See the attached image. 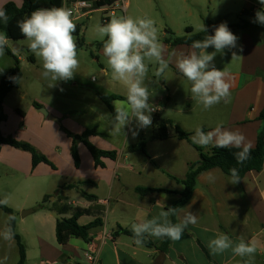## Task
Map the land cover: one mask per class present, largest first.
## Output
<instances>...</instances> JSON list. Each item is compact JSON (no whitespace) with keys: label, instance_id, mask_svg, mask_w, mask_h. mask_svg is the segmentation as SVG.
<instances>
[{"label":"crops","instance_id":"crops-1","mask_svg":"<svg viewBox=\"0 0 264 264\" xmlns=\"http://www.w3.org/2000/svg\"><path fill=\"white\" fill-rule=\"evenodd\" d=\"M242 1L246 5L241 12L247 19L243 21V28L230 29L239 31L238 45L243 48L242 51L239 47L230 51L241 57L235 59L231 57L227 61L228 66L217 67L227 73L226 78L231 84L230 102L221 101L206 112H202L197 118L199 123L195 125L190 123L192 118L188 114L192 108H188L185 113L186 123L163 119L177 124L189 133L192 145L199 146L193 142L197 128L207 133L221 125L223 129L242 133L245 136V143L251 149L255 145L257 132L264 127V122L257 120L260 111L264 109V78L257 76V72H264V35L261 30L264 25L258 26L252 22L255 13L248 11L256 5L249 0ZM8 2L21 7L20 0H0V8ZM197 18L201 26L205 20L212 21L203 13L198 14ZM191 29L194 32L192 27ZM9 44L11 42H8V48ZM167 45L169 46L168 43ZM189 49L187 54L191 52ZM13 55L16 57L14 53ZM12 64L0 65V69H3L0 78ZM102 72L106 73L105 70ZM178 75L184 77L181 73ZM20 83L3 101L5 121L0 124L1 134L27 142L44 154L42 149L57 150L58 134L53 132L44 134L38 128V123L41 125L44 123L42 114L32 106L21 118L22 128H17L19 121L17 125L16 122L10 123L4 102L14 90L19 89ZM52 94L55 101L59 97V92L53 91ZM37 100L49 116L58 120L65 118L58 103L49 105ZM118 101L120 100L111 103L113 109L115 102ZM219 104L226 108L220 111ZM104 107L109 112L105 105ZM99 112L86 107L83 112L85 119L81 121L83 126L77 134L87 129H95L98 135L89 137V142L101 150L116 151V159L114 161L102 159L104 168H95L91 156L90 158L87 156L88 151L84 145L78 144L79 167L69 171L71 181L61 189L39 187L38 180L51 170H45L43 168L45 164L32 168L31 155L28 152L6 145L1 146L0 165L9 171L5 172V175L13 178L17 174L25 181L23 199L18 211L12 207L16 233L25 248V264H246L249 259L252 264H264V167L259 172H248L240 183H231V178L217 168L201 173L196 179L190 200L178 210L177 215H174L175 223H179L190 212L196 216V222L189 223L182 238L177 241L171 240L165 250L158 248L164 238L157 239L145 235V239L157 247L138 245L135 239L126 235L113 238L112 234L118 227L132 230L131 226L134 223L151 219L161 210H167V207L179 198L175 193L166 192L143 196L138 194L135 188L180 192L182 186L179 181L184 179L189 165L199 159V153L189 142L175 137L172 127V132L167 131L168 138L165 140L157 139L156 134L149 140L144 139L149 159L140 153H127L128 146L119 152L113 145L116 140L113 134L117 131L116 126L112 124L114 117L109 112L112 120L105 124L101 121ZM176 112L183 113L178 110ZM46 120L49 119L46 117ZM62 123L63 126H71L73 121L68 117ZM130 124L127 126L126 135L130 133ZM210 147H205L203 153L207 154ZM82 157L85 160L83 164ZM54 172L57 170L52 169V173ZM13 191L16 192L18 189ZM52 193L54 197L51 203L41 204L43 199L47 200ZM83 194L93 198L89 199ZM0 197L5 198L3 195ZM29 209L33 211L19 216V211ZM75 211H82L85 214L80 218L79 224L84 225L92 219L100 218L103 225L89 230L90 239L87 242L80 238H70L66 244L59 245L55 238L57 220L52 213L63 219L69 218ZM170 219L172 220L171 217ZM7 221V216L0 210V263L17 264L16 242L11 236L6 239L4 235L8 230ZM221 232L229 235L234 245L239 243L241 238L253 244L256 248L254 257L237 256L231 249L213 254L208 243ZM89 255H94L96 260L88 261Z\"/></svg>","mask_w":264,"mask_h":264},{"label":"rangeland","instance_id":"rangeland-1","mask_svg":"<svg viewBox=\"0 0 264 264\" xmlns=\"http://www.w3.org/2000/svg\"><path fill=\"white\" fill-rule=\"evenodd\" d=\"M249 1L255 4L258 10L264 8L259 3V0ZM68 3L67 0H64L62 7L68 9ZM122 5L126 6L125 11L122 10ZM245 5L242 0H119L114 12L115 17L131 16L134 19L147 17L155 21V26L158 29V40L163 45V58L168 61V69L163 74L157 76L155 73L158 71L159 65L154 61L145 59L148 73L144 84L148 87L151 94L149 103L155 107V111L150 114L151 124L149 126L138 127L135 119H133L128 135H126L128 125L123 130L114 132L113 136L116 140L113 145L116 146L117 151L121 152L123 147L136 144L140 138L149 140L157 134L156 117L171 119L178 123H186L184 120L186 117L185 113L188 111V108H192L191 111H188L189 116L192 118L190 123L194 125L195 123H199L197 122L198 115L206 112V110L201 103L191 98V82L184 77H180L178 75L180 72L177 68L178 60L183 55H187L189 48L180 46L172 49L167 45L165 40L183 36L185 29L188 27H192L194 33L199 32L201 24L197 15L200 13H203L206 17L209 16L217 24L222 22L227 23V25L243 24V21L247 19V16L242 15L241 12ZM188 13H191V15H188ZM74 17L73 15L78 33L77 35L73 33V35L75 36L76 43L78 41L81 43V47L77 49L79 68L73 79L57 81L55 87H49L51 81L44 79L41 74L43 71L41 60L30 51L35 60V63L31 64L27 60L25 51H13L18 59L22 78L19 89L14 90L4 102L8 109L7 115L10 123L16 122L17 125L19 121L20 124L17 128H22L21 118L23 117H18L14 109L25 113V111L31 108V102H38L37 99L49 105L58 103L59 109L65 115L63 120L56 118L58 122L46 120V117L42 115L41 118H43L44 123L42 125L38 123V128L44 134H50L51 132L58 134L57 143H59L58 149L55 151L42 149L48 157L44 153L39 152L49 159L57 170V172L52 173L51 167L47 165L43 166L45 170H51V172L49 171L50 173H44V177L38 180L39 187L43 189L52 187H59L61 189L71 181L69 171L74 168V165L70 156L71 138L68 137V134H77L82 128L81 121L85 119L84 109L90 107L93 110L100 111L101 121H104L105 124L107 121L112 120L110 119L109 112L96 97L95 91L103 95L118 94L127 97L126 85L112 78L111 70L107 65V58L103 54V47L99 45L103 41L98 38L95 32L97 24L106 25L102 21L103 14L100 9L93 6L87 16L77 19ZM195 19L197 20L195 21ZM255 24L261 26V24ZM232 32L239 37V31L232 30ZM104 39L106 40L107 37ZM16 44L20 48L28 47V41L25 39L16 42ZM9 47H12V43L9 44ZM189 50L192 51V49ZM207 51L211 52L214 49L209 48ZM231 57L232 52L225 49L223 55L217 54L214 64L216 67H226L228 66L227 61ZM7 63L12 64V60L5 54L0 56V65L3 66ZM102 70H105L106 73L102 72ZM257 76L264 78V72H257ZM53 91L59 92V97L55 101L52 94ZM125 104L126 101L115 102L114 109L120 108ZM225 108L226 106L219 104L220 111H223ZM177 110L183 111V113H177ZM207 113L209 112L207 111ZM68 117L73 121L72 125L63 126L62 121H65ZM171 123L175 125L173 122ZM112 124L114 123L112 122ZM167 130L172 132L171 127H168ZM133 131L137 133L135 136H133ZM87 156L90 158L88 152ZM81 160L83 164L85 162L83 157ZM5 172L9 173L4 166L0 165V195L7 197L8 204H5L7 207L11 209L14 207L18 211L19 204L23 199L22 193L25 181L17 174H15V178L7 177ZM14 189H18V191L14 192ZM53 197L54 194H50L44 204L49 205ZM0 199L3 200L4 198L0 197ZM21 213L19 211V216ZM15 257L17 259V251Z\"/></svg>","mask_w":264,"mask_h":264},{"label":"clouds","instance_id":"clouds-1","mask_svg":"<svg viewBox=\"0 0 264 264\" xmlns=\"http://www.w3.org/2000/svg\"><path fill=\"white\" fill-rule=\"evenodd\" d=\"M264 6V0H259ZM0 20L8 23L7 13L0 9ZM253 23L264 25V8L257 10ZM18 27L25 40L28 41L29 50L42 62V76L50 80L49 87H55L57 81H68L74 78L79 68L77 59V44L73 33L76 24L70 9L41 8L33 11L31 15L18 21ZM200 31L207 32L202 24ZM95 32L103 41V54L107 58L108 68L114 80L123 82L127 87L126 104L115 108L114 126L117 130L130 124L135 119L138 127H147L151 124V112L155 107L149 103L151 94L144 80L148 73L145 63L147 58L156 62L159 67L155 75L159 76L168 69V61L163 58V45L158 40V29L151 18H132L120 16L111 18L106 25L95 26ZM107 37L105 40L104 38ZM239 37L222 22L215 26L211 35L203 40L195 41L192 51L183 55L177 63L179 72L191 82V98L203 105L205 110L210 109L221 101L228 103L231 99V84L227 80V73L218 69L214 60L217 54L223 55L225 49L232 50L242 46L238 45ZM9 40L4 32H0V56L5 54V47ZM213 48L214 51H207ZM232 52V59L238 58ZM3 69H0L2 72ZM15 81L16 77H10ZM137 133L133 131V136ZM193 142L202 147H235L241 149L235 153L238 163L249 158V145L245 143V136L239 131L223 129L221 125L213 131L205 133L197 128ZM231 183L239 181L235 168L230 169ZM0 204H7V197L0 200ZM177 208L161 210L158 215L143 222L134 223L131 228L135 243L142 244L145 235L162 239L167 237L173 241L180 240L189 223L196 222V216L188 212L179 223H173L171 216L177 215ZM9 238L11 230L5 232ZM208 247L213 254H220L228 249L240 257H254L256 248L253 244L245 242L242 238L237 244L225 233H217L210 239ZM246 264H252L251 259Z\"/></svg>","mask_w":264,"mask_h":264},{"label":"trees","instance_id":"trees-1","mask_svg":"<svg viewBox=\"0 0 264 264\" xmlns=\"http://www.w3.org/2000/svg\"><path fill=\"white\" fill-rule=\"evenodd\" d=\"M21 7H17L14 3L8 2L3 5L0 9L4 10L8 17V23L5 24L2 20H0V32H4L8 36L9 42L16 43L20 40H23L20 29L18 27V21H21L31 15V13L37 9L41 8H59L63 6L64 0H20ZM68 2H73L76 0H67ZM91 1V0H87ZM119 0H96L94 6L98 9L104 6H111L115 4ZM207 28V32L199 31L194 33L191 28H186L185 33L181 37H173L166 39L165 42L169 44L170 48L176 46H187L192 47L193 43L198 40H203L206 35H211L214 32L215 26L219 25L211 20H205L204 23ZM229 29H240L243 28L242 24L228 25ZM262 35H264V26L261 28ZM78 29L74 34L77 35ZM77 49L81 47V43L78 41ZM101 47H103V42L99 43ZM21 50L25 51L27 54V60L29 63L34 64L35 60L33 56L30 54V50L28 47H23ZM5 55L12 59V66L2 75L0 78V124L5 121V115L3 113V101L5 97L13 90L16 89L20 83L22 78V72L19 68L18 59L13 55V51L5 47ZM10 77H16L15 81L10 80ZM96 97L99 99L101 103H103L109 110L110 114L114 117L115 110L112 108L111 103L116 100L126 101L127 97L119 96V95H103L97 91H95ZM32 106L35 109H40L42 106L36 102H32ZM15 112L24 117V112L20 110H15ZM257 120L264 122V109H262L257 117ZM157 134L156 138L159 140H165L168 138L167 129L168 127L173 128V133L175 137L180 140H185L190 142V134L185 132L181 127L177 125H172V123L168 120L160 119L159 117L155 118ZM204 131V130H203ZM205 132V131H204ZM98 133L95 129H87L83 131L81 134H68V137L71 138V147H70V156L73 161V165L75 168L79 167V154L77 150L78 144H83L86 150L89 152L93 165L95 168H104V163L102 159H109L114 161L116 159L117 153L114 150H101L95 147L92 143L89 142V137L96 136ZM2 145L10 146L14 149L22 150L28 152L31 155V167L35 168L39 164H45L51 167V169H55L53 164L47 159L44 155L39 153L32 145L27 142H23L15 139L12 136H3L0 132V149ZM145 140L140 138L139 141L134 145H129L126 148L127 153H140L144 158L149 159V156L146 152ZM195 150L199 153V159L189 165L188 171L184 177V179L180 180L179 183L182 186V190L180 192H171L168 190H159V189H150V188H135V191L140 195H147L151 193L157 192H166V193H175L179 196L177 201L170 204L168 208H177L181 209L183 206L187 204L190 200L192 192L196 185L197 177L210 169H220L225 175L231 178L230 169L235 168L238 172L239 181L236 183H240L243 177L251 171L259 172L262 167H264V127H261L257 132L255 145L253 148L249 149V158L245 160L242 164L238 163L235 158V153L240 151L241 149L235 147L229 148H220V147H210L207 154L203 153V149L205 147L192 145ZM85 197L91 199L93 196H88L83 194ZM1 200V199H0ZM46 201V198L43 199L41 204ZM0 210L7 216V229L11 230V238L16 242L18 247V261L17 264H25L26 256H25V248L20 241L19 235L16 233V225H15V214L13 210L7 207L5 204H0ZM85 215L82 211H75L69 218H63L62 221L56 222L55 226V238L56 242L59 245L66 244L70 238H80L83 241H89V230L95 227H100L103 225V221L100 218H95L90 220L88 223L81 225L79 224L80 218ZM172 222L175 223L174 216H171ZM118 235H126L134 239V235L132 230L124 229L118 227L112 234V237L115 238ZM171 239L164 237L162 242L159 244L158 248L160 250H165ZM142 245L146 247H157L153 242L146 240L143 238Z\"/></svg>","mask_w":264,"mask_h":264},{"label":"built area","instance_id":"built-area-1","mask_svg":"<svg viewBox=\"0 0 264 264\" xmlns=\"http://www.w3.org/2000/svg\"><path fill=\"white\" fill-rule=\"evenodd\" d=\"M96 0H91V1H87V0H76L73 1L69 4L68 9H70L73 13V15L75 16L74 18H81V17H85L88 15V13H90L91 8H93L94 4H95ZM119 1H117L115 4L111 5V6H104L100 9L101 13L103 14L102 17V21L104 24H107L110 22L111 18L114 17V12L116 10V6L118 4ZM126 6L122 5V10L125 11ZM258 10V8L256 7H252L249 9V13H256V11ZM87 260L90 262H93L96 260V257L94 255H89L87 256Z\"/></svg>","mask_w":264,"mask_h":264},{"label":"water","instance_id":"water-1","mask_svg":"<svg viewBox=\"0 0 264 264\" xmlns=\"http://www.w3.org/2000/svg\"><path fill=\"white\" fill-rule=\"evenodd\" d=\"M11 49H12L13 51H19V50H20V47H19L16 43H13ZM38 111H39L43 116L47 117L49 120H51V121H55V122H58V120H57L56 118L49 116L44 108H40V109H38ZM32 211H33L32 209L25 210V211H23V212L21 213V215H27V214L31 213ZM52 216H53L56 220H58V221H62V218H61L58 214H56V213H52Z\"/></svg>","mask_w":264,"mask_h":264}]
</instances>
